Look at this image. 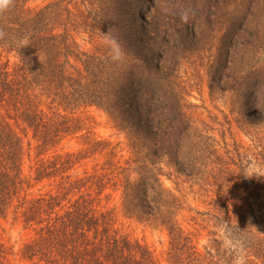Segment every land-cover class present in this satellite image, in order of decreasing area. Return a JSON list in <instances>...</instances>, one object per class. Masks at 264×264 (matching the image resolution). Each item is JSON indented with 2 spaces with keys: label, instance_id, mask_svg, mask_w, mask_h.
<instances>
[{
  "label": "trees",
  "instance_id": "16d2710c",
  "mask_svg": "<svg viewBox=\"0 0 264 264\" xmlns=\"http://www.w3.org/2000/svg\"><path fill=\"white\" fill-rule=\"evenodd\" d=\"M29 1L34 0H14L0 15L5 33L0 39V218L12 213L32 233L21 259L159 264L146 245L119 235L113 212L99 206L111 188L120 194L124 217L166 231L168 264H232L216 238L204 251L197 248L195 237L178 222L179 199L161 181L167 168L200 191L223 193L213 201L220 215L233 206L225 195L234 188L227 177L231 165L209 144L200 145L202 133L186 113L168 28L142 18L144 0H54L38 8H29ZM70 5L84 6L86 15ZM81 33L115 40L121 58L112 59L110 46L83 50L75 37ZM25 37L27 46L20 47ZM233 43L223 45L224 70L231 69L229 78L235 80L233 107L239 122L264 126V61L233 70ZM215 72L219 75L221 66ZM211 76L213 89L216 76ZM87 107L101 110L125 134L130 157L123 165L110 143L87 136L78 151L58 149L84 130L78 112ZM28 133L27 147L33 143L37 158L33 177L21 169ZM93 158L104 161L77 172ZM43 181L49 190L30 196L28 190ZM240 188L247 192L241 196L247 209L237 206V222H224L244 238L247 264H264V184ZM9 256L0 240V264H8Z\"/></svg>",
  "mask_w": 264,
  "mask_h": 264
},
{
  "label": "rangeland",
  "instance_id": "374dc122",
  "mask_svg": "<svg viewBox=\"0 0 264 264\" xmlns=\"http://www.w3.org/2000/svg\"><path fill=\"white\" fill-rule=\"evenodd\" d=\"M54 0L29 1V8H38ZM141 16L146 21L161 24L168 28L173 35L172 55L176 56V84L184 93V106L192 124L200 129V145L209 144L220 156L231 165L227 176L231 188L226 192L233 206L226 214L216 210L214 199H219L223 193L200 191L194 182H186L183 177L163 168L161 181L163 186L174 193L181 203L178 222L196 239L197 248L201 251L216 238L220 240L218 228L225 225L224 221L237 222V206L247 209L242 197L247 192L241 186L248 188L255 184H264V177L246 178L244 175L256 172L264 175V126L239 122L233 103L236 101L233 88L235 80L229 78L231 69L224 70L225 52L223 45L233 41L230 54L231 68L235 71L247 69L248 63L264 61V0H144ZM77 12L83 11L84 6L70 5ZM76 7V8H75ZM148 7V8H147ZM84 8V9H83ZM188 10L190 19L187 24L181 23L180 14ZM88 20L90 18H87ZM81 29H78V33ZM76 42L85 51L106 49L110 46L107 40L91 38L88 34H78ZM180 41L183 45L179 46ZM172 43V44H173ZM222 68L218 75L215 71ZM212 73L216 76L209 88ZM225 73V75H224ZM236 73V72H235ZM218 75V76H217ZM77 114V113H76ZM84 121V130L67 137L58 147L61 151L75 152L83 147L85 136L106 141L114 148L115 160L120 164L130 157L125 134L116 130L108 117L95 107H87L78 112ZM30 133L24 138L25 155L21 169L25 176L33 177L37 158L33 143L27 147ZM98 159L84 162L77 172L83 168L88 170ZM104 159L98 160V165ZM242 180H239V176ZM33 183V181H32ZM47 182L34 184L28 193L34 196L39 192L49 190ZM252 189V188H251ZM210 191V192H209ZM240 194V195H239ZM99 202L100 207L113 212V226L117 233L126 236L131 241L146 245L153 253L159 264H168V238L166 231L160 227L139 223L124 217L120 209V194L107 188ZM225 213V212H224ZM9 213L4 219L0 218V240L10 250L8 264H29L20 257V249L28 241L32 233L22 229V225L13 220ZM221 248L222 242H221Z\"/></svg>",
  "mask_w": 264,
  "mask_h": 264
},
{
  "label": "clouds",
  "instance_id": "9594fccd",
  "mask_svg": "<svg viewBox=\"0 0 264 264\" xmlns=\"http://www.w3.org/2000/svg\"><path fill=\"white\" fill-rule=\"evenodd\" d=\"M14 4V0H0V15L6 13ZM190 19V12L185 10L180 14L181 23L187 24ZM5 33L0 31V39H3ZM108 44L111 47V51L113 53L112 59L119 60L121 58V52L119 46L117 45L115 40L109 39ZM28 40L27 37L22 38L18 44L20 47L27 46ZM246 178L252 177H264V175L257 174L253 172L248 175H244ZM218 232L220 234V240L222 242V246L224 250H226L232 259V264H247V248L245 246L244 238L236 235L233 231L227 227V225H221L218 228Z\"/></svg>",
  "mask_w": 264,
  "mask_h": 264
}]
</instances>
